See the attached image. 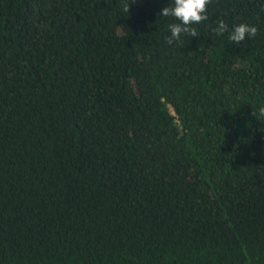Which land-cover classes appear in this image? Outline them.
I'll list each match as a JSON object with an SVG mask.
<instances>
[{
	"label": "trees",
	"instance_id": "trees-1",
	"mask_svg": "<svg viewBox=\"0 0 264 264\" xmlns=\"http://www.w3.org/2000/svg\"><path fill=\"white\" fill-rule=\"evenodd\" d=\"M127 3L0 0V264H264V0Z\"/></svg>",
	"mask_w": 264,
	"mask_h": 264
},
{
	"label": "clouds",
	"instance_id": "clouds-1",
	"mask_svg": "<svg viewBox=\"0 0 264 264\" xmlns=\"http://www.w3.org/2000/svg\"><path fill=\"white\" fill-rule=\"evenodd\" d=\"M135 2V0H131ZM212 0H173L172 6L162 9L160 15L164 17H173L179 23L169 25L170 35L168 43L179 42L181 34H188L191 37L198 36L197 29L192 25L200 24L208 19V6ZM129 3L124 5V11L129 13ZM229 30V25L223 20H219L212 31L218 35H222ZM258 35V27L246 22L234 25L231 29L229 40L236 44H240L246 38H254Z\"/></svg>",
	"mask_w": 264,
	"mask_h": 264
}]
</instances>
